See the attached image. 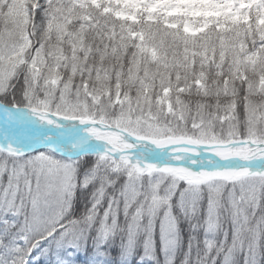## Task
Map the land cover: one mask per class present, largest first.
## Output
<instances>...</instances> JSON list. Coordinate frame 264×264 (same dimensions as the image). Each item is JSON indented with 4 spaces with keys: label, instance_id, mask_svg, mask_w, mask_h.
<instances>
[{
    "label": "snow or ice",
    "instance_id": "1",
    "mask_svg": "<svg viewBox=\"0 0 264 264\" xmlns=\"http://www.w3.org/2000/svg\"><path fill=\"white\" fill-rule=\"evenodd\" d=\"M0 264H264V0H0Z\"/></svg>",
    "mask_w": 264,
    "mask_h": 264
}]
</instances>
